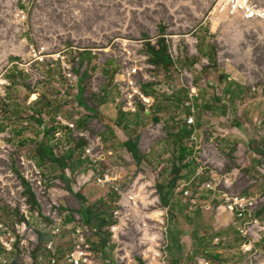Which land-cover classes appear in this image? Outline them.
Returning a JSON list of instances; mask_svg holds the SVG:
<instances>
[{
	"label": "rangeland",
	"instance_id": "rangeland-1",
	"mask_svg": "<svg viewBox=\"0 0 264 264\" xmlns=\"http://www.w3.org/2000/svg\"><path fill=\"white\" fill-rule=\"evenodd\" d=\"M218 2L0 0V264H69L79 225L90 264H245L226 226L264 228V26Z\"/></svg>",
	"mask_w": 264,
	"mask_h": 264
},
{
	"label": "built area",
	"instance_id": "built-area-1",
	"mask_svg": "<svg viewBox=\"0 0 264 264\" xmlns=\"http://www.w3.org/2000/svg\"><path fill=\"white\" fill-rule=\"evenodd\" d=\"M217 12L219 15H225L231 18H240L243 21L258 22L264 26V5L262 0H219L217 4ZM210 188V186L208 185ZM183 196L189 201L191 205L195 204L193 193L187 189L183 192ZM229 210L234 213L238 219H243L245 215L253 208L251 201H245L239 198L230 200ZM253 229L250 226H241L239 230L242 238H250L241 246V252L247 255L245 264H252L256 257V253L253 251L251 241L254 237ZM59 232V227L56 226L53 229V233ZM85 227L79 225L75 229L76 244L69 254L66 255L69 264H90V252L89 245L85 243L84 239ZM49 247V245H48ZM156 256L162 260L166 258L158 252ZM199 264H209L207 261H199Z\"/></svg>",
	"mask_w": 264,
	"mask_h": 264
},
{
	"label": "trees",
	"instance_id": "trees-1",
	"mask_svg": "<svg viewBox=\"0 0 264 264\" xmlns=\"http://www.w3.org/2000/svg\"><path fill=\"white\" fill-rule=\"evenodd\" d=\"M152 52H155L154 50H152ZM155 54L157 55H160L162 56V60L157 63L159 66H167V59L163 56V52L162 51H156ZM144 91V94L146 96H149V94L145 91V89L143 88L142 89ZM78 100L80 101V104H82V101L80 99V97L78 96ZM160 121V119L158 118H155V122L158 123ZM48 133V130L46 129V127L43 129V138L46 137V134ZM189 131L186 130V129H179V130H176V132H174V134L171 135V138L174 140L175 143H180L182 145V148H181V151H183L180 155V159L183 160L184 158L187 157V155L184 154V149H183V142L184 140L186 139V137H189ZM124 146L125 148L127 149L128 152L131 153L132 157L134 158V160L139 164L141 163L142 161V156L140 155L139 153V150H138V143H137V140L136 141H132V140H126L124 143ZM43 148L45 149L43 151L44 154L48 153L49 152V148L47 147H44ZM42 154V153H41ZM177 182V179H172L169 183H168V187L170 189L174 188L175 184ZM22 186L23 188L25 189V194L27 195V199L28 201L30 202V204L36 206V201L34 199V196L33 194L31 193L29 187H27L26 183H24L22 181ZM164 187L163 186H158V193L160 195V200L162 202L163 205L167 206L168 205V200L166 198V195H164L162 193V189ZM141 263V261H140Z\"/></svg>",
	"mask_w": 264,
	"mask_h": 264
},
{
	"label": "crops",
	"instance_id": "crops-1",
	"mask_svg": "<svg viewBox=\"0 0 264 264\" xmlns=\"http://www.w3.org/2000/svg\"><path fill=\"white\" fill-rule=\"evenodd\" d=\"M227 227V229L229 230V229H231V230H234L235 232H236V234L240 237V234H239V230L241 229V226H226ZM233 227V228H232ZM253 231H254V237H253V239H252V241H251V245H252V248H253V251L255 252V242H257V240H259V238H260V236H259V232L258 231H264V228L262 227V226H258V227H255V228H253ZM242 237V236H241ZM193 240H194V238H192ZM224 240V238H221V237H215L214 239H213V241H212V244H214V245H216V244H218L219 242H221V241H223ZM243 240V239H242ZM194 242H198V243H201V242H203V239H201V237L199 238H197L196 240H194ZM244 242L242 241V243H241V246H242V244H243ZM240 250H241V247H240ZM207 251H205V253H206ZM218 253H219V251H218ZM256 253V252H255ZM244 257H246V255H244V254H242ZM216 257V259H220L221 257L220 256H218V255H216L215 256ZM195 259H199V257H196ZM206 261L205 259H201V260H199V261Z\"/></svg>",
	"mask_w": 264,
	"mask_h": 264
},
{
	"label": "bare ground",
	"instance_id": "bare-ground-1",
	"mask_svg": "<svg viewBox=\"0 0 264 264\" xmlns=\"http://www.w3.org/2000/svg\"><path fill=\"white\" fill-rule=\"evenodd\" d=\"M159 216H158V219H157V222L161 223V217L163 216V214L161 212L158 213Z\"/></svg>",
	"mask_w": 264,
	"mask_h": 264
}]
</instances>
